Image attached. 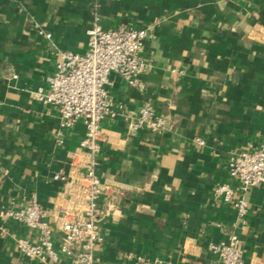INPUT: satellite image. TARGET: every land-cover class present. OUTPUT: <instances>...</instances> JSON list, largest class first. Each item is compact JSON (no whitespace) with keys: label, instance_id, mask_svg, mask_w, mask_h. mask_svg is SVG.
Instances as JSON below:
<instances>
[{"label":"crops","instance_id":"0c3cea01","mask_svg":"<svg viewBox=\"0 0 264 264\" xmlns=\"http://www.w3.org/2000/svg\"><path fill=\"white\" fill-rule=\"evenodd\" d=\"M95 23L153 27L138 83L110 74L116 115L101 123L96 168L106 213L95 264H137L139 256L219 264L210 244L230 231L244 264H264V183L245 193V222L214 195L232 182L231 158L264 140V0H0V209L36 195L60 237L73 187L53 175L77 172L86 127L83 119L63 127L58 109L35 93L48 92L58 51L88 49ZM145 102L164 127L132 129ZM19 236L37 241L38 231L0 218V264H47L21 253Z\"/></svg>","mask_w":264,"mask_h":264},{"label":"built area","instance_id":"2783aa9c","mask_svg":"<svg viewBox=\"0 0 264 264\" xmlns=\"http://www.w3.org/2000/svg\"><path fill=\"white\" fill-rule=\"evenodd\" d=\"M152 29L124 25L104 29L95 23L88 30V49L84 53L58 51L55 69L48 77V92L39 88L35 95L58 109L63 127L83 119L86 131L79 149L86 158L75 165L74 175L63 171L53 175L54 179L73 187L69 202L60 209L59 238L54 235L48 213L36 195L22 207L0 209V218L25 223L38 231L37 241L23 236L16 238L17 249L25 256L47 264H65L63 257L68 258L67 264H95L96 249L104 240L101 220L106 213L102 202L107 185L96 168L97 154L101 150V123L116 115L109 98L110 74L115 71L128 83H138V75L148 67L141 50ZM38 31L46 37L51 36L43 28ZM135 114L133 130L143 126L160 129L166 122L164 116L156 114L150 102H145ZM199 141L204 143L203 139ZM228 173L232 182L217 184L214 195L232 205L245 222L249 210L245 193L251 186L264 183V140L258 148L245 147L236 153L229 161ZM210 249L218 256L219 264L245 262L235 231L211 243ZM137 264L166 263L139 256Z\"/></svg>","mask_w":264,"mask_h":264}]
</instances>
